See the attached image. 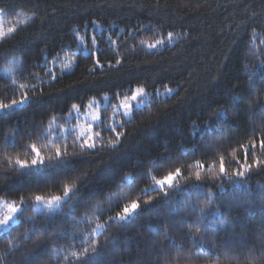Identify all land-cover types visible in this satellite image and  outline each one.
Wrapping results in <instances>:
<instances>
[{
  "label": "trees",
  "instance_id": "obj_1",
  "mask_svg": "<svg viewBox=\"0 0 264 264\" xmlns=\"http://www.w3.org/2000/svg\"><path fill=\"white\" fill-rule=\"evenodd\" d=\"M0 12V201L20 206L0 264H264V0ZM136 89L130 118L66 128Z\"/></svg>",
  "mask_w": 264,
  "mask_h": 264
},
{
  "label": "rangeland",
  "instance_id": "obj_2",
  "mask_svg": "<svg viewBox=\"0 0 264 264\" xmlns=\"http://www.w3.org/2000/svg\"><path fill=\"white\" fill-rule=\"evenodd\" d=\"M14 24H8L0 12V38L12 33ZM148 94L143 89H136L128 96L121 97L118 102L112 103L109 96L102 99H93L86 106H75L68 116L70 124L66 126L68 130H74L82 137L93 138L95 136L94 126L102 120L104 109L112 106V116L119 120L115 114L121 112L125 118H130L135 107H141L148 99ZM112 118V119H113ZM176 180V174H171L166 178L156 180L152 188L162 189L170 186ZM20 206L14 203L0 201V231H5L17 221V214Z\"/></svg>",
  "mask_w": 264,
  "mask_h": 264
}]
</instances>
